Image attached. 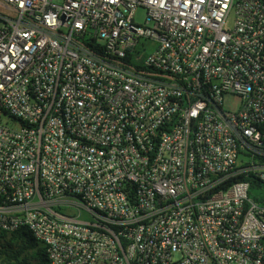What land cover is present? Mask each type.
<instances>
[{"label":"built area","instance_id":"1","mask_svg":"<svg viewBox=\"0 0 264 264\" xmlns=\"http://www.w3.org/2000/svg\"><path fill=\"white\" fill-rule=\"evenodd\" d=\"M0 25V232L49 264H264L263 0H0Z\"/></svg>","mask_w":264,"mask_h":264},{"label":"trees","instance_id":"2","mask_svg":"<svg viewBox=\"0 0 264 264\" xmlns=\"http://www.w3.org/2000/svg\"><path fill=\"white\" fill-rule=\"evenodd\" d=\"M264 1V0H263ZM0 264H49L45 247L26 229L0 232Z\"/></svg>","mask_w":264,"mask_h":264},{"label":"rangeland","instance_id":"3","mask_svg":"<svg viewBox=\"0 0 264 264\" xmlns=\"http://www.w3.org/2000/svg\"><path fill=\"white\" fill-rule=\"evenodd\" d=\"M144 16H145V12L144 11H140L138 13L137 21L143 22ZM0 27H1V25H0Z\"/></svg>","mask_w":264,"mask_h":264}]
</instances>
